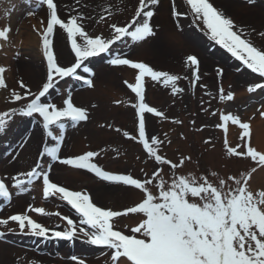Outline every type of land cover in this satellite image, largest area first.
Here are the masks:
<instances>
[{
	"label": "snow or ice",
	"instance_id": "snow-or-ice-1",
	"mask_svg": "<svg viewBox=\"0 0 264 264\" xmlns=\"http://www.w3.org/2000/svg\"><path fill=\"white\" fill-rule=\"evenodd\" d=\"M254 2L249 0V3ZM160 3L161 0H137L130 19L122 24L112 20L114 13L112 5H109L97 20V23L107 24L110 30L105 36L103 32L93 35L86 31L84 20L91 17H85L83 12L62 18L57 0H39L45 18L40 21L41 28L33 25V29L40 38L45 78L37 92H33L23 79L17 81L19 91L15 88L9 90V100L21 104L0 111V134H6L16 117H30L38 121L47 142L42 144L34 164L28 170L19 171L16 176L9 177L8 182L0 177V197L11 202L13 192L10 185L19 195L30 192L38 182L44 199L56 198L65 202L77 214L79 221L59 211L50 213L42 206L30 204L24 212L0 217V225L6 226L7 232L18 230L45 239L68 241L76 238L79 231L88 243L110 250L111 264H264V186L257 188L252 184L254 174L258 170L264 171V149L253 144L251 121L256 113L242 119L232 111L222 112L215 125L223 130L225 155L249 159L255 162V167L226 177L217 171L202 175L192 171L178 172L192 158L190 155L169 158L163 153L164 146L171 144V140H167V133L164 138L149 133L148 114L161 120H167L168 116L146 102V79L162 84L176 95L184 92L179 87L181 79L189 77L157 70L149 63L114 49L118 42L130 39L139 43L155 37L152 19ZM186 8L187 11L182 13L176 8L175 0H171L170 14L177 18L182 14H190L193 22L202 23L206 34L213 41L241 61L247 69L259 74L260 82L249 84L247 92L257 94L259 90L264 93V47L257 46L252 39L251 33L256 30L251 29L246 33L212 0H186ZM116 11L122 9L117 8ZM8 15H11L10 11ZM28 15L34 13L29 11ZM58 29L66 34L70 42L73 62L68 65L58 62L54 49L53 37ZM15 31L18 32V29ZM13 32L10 23L0 26V50L16 46ZM257 35L264 38V31ZM101 54H109L108 65L127 67L134 71V80H124L123 83L134 94L131 107L136 126L133 132L120 128L115 131L122 132L123 137L142 146L147 157L157 165L151 173L141 169L143 176L138 177L130 172L106 170L95 162L101 154L98 151L62 154L69 125L75 128L81 122L89 121V109L75 104L71 91L66 93L60 106L47 101V96L65 78H75L87 87L94 88L95 72L86 62ZM199 63L196 56L187 57V64L194 67L191 79L193 87L200 81ZM7 71V66L0 65V89L9 88ZM217 74L222 76L223 69H218ZM218 93L221 102L235 99V93H225L223 86L219 87ZM257 113L264 119V104L260 105ZM175 123L182 122L176 120ZM230 125L236 126L238 130L240 142L235 146L228 139ZM107 127L113 126L109 124ZM30 139V135L23 138L19 147L23 149ZM204 143L211 144V138ZM18 155L17 152L12 159L15 160ZM57 163L74 170H86L109 184L126 187L134 198L119 210L98 206L87 191L72 190L54 182L52 171ZM164 166L171 170L168 179L163 175ZM29 213L37 216L55 214L68 227L66 230L50 229ZM130 216L136 219L134 226H125L128 228L126 234L124 229L117 227L116 220ZM10 222H14L17 227H7ZM5 235V231H0V239ZM72 260L86 264L84 259L76 256Z\"/></svg>",
	"mask_w": 264,
	"mask_h": 264
},
{
	"label": "rangeland",
	"instance_id": "rangeland-1",
	"mask_svg": "<svg viewBox=\"0 0 264 264\" xmlns=\"http://www.w3.org/2000/svg\"><path fill=\"white\" fill-rule=\"evenodd\" d=\"M57 2L58 11L62 18L76 14V12H83L85 17H91V19L84 20L86 31H89L93 35L103 32L107 36L110 31L107 24L97 23L99 15L104 14L103 10L112 5L114 13L112 20L122 24L130 19L137 0H79V3H77V0H57ZM212 2L215 6L223 9L235 21L236 25L244 29L246 33L250 32L251 29H255L256 32L251 33L252 39L257 46L264 47V38H260L257 35L260 31H264V0H255L254 3H249V0H212ZM175 5L182 13L187 11L186 0H175ZM1 6L3 7L2 0H0ZM117 8L122 9V11H116ZM170 8L171 0H161L160 5L156 9V15L152 19L156 36L149 38L151 39L149 42L147 40L146 42L134 43L129 39L124 42H118L114 46L115 51L122 52L130 57L137 56L139 53L141 55L144 54L149 62L159 65V70L168 71L169 68H175V65L181 63V71L179 73L174 72L173 74L189 77V79H181L179 87L183 88L184 92L176 95L172 94L170 89L164 88L162 84L150 80L147 81L146 102L158 107L168 116L167 120H161L148 114V131L161 138H164V134L167 133V140H171V144L164 146L163 153L169 158L176 159L180 155L191 156V161L186 162L184 167L179 169L178 172L187 173L192 171L197 175H202L208 174L211 171H217L220 175L226 177L227 175L248 171L252 167H255V162L249 159L227 157L223 147V130L216 128L215 125L219 122L220 114L230 108L233 110L232 112L239 114L242 119H247L256 113L255 118L251 121L253 123L259 117L257 109L260 108L261 104H264V93H260L258 90L257 94L248 93L237 100L234 99L232 102H221L218 99V90L222 86L219 85V82L226 83V81L222 76L219 80L217 72L220 68L223 69V72L229 68L235 70L233 73L234 79L232 81L228 80V83H226L227 85L224 88L225 93L228 91L234 92L239 87L245 91L249 84L260 82L261 78L259 74L252 71L251 73L245 69H240L236 72L237 68L243 67L234 61L235 57L231 53H228L226 49L206 34L202 23L193 22L190 14H182L178 18L174 17L170 14ZM40 10H43V7L39 6V2L35 0L27 2L23 7V11L26 13L29 11L37 13ZM23 17L24 14L16 13L15 22L18 28L22 26L21 21ZM44 18L45 12L42 19ZM27 28L31 31L33 26L30 25ZM170 30H174L184 36L186 43L180 44L172 41L169 37ZM22 37L24 38V35ZM53 39L55 51L58 50L61 53V56L57 53L58 62L62 65H68L73 62V53L70 51V42L67 40L66 34L58 29ZM14 43L16 46L9 47L7 53L4 49L0 50V64L7 66L8 71H12L13 69L15 72L12 79L11 76L9 78L6 75L9 88L0 89V111L20 106L21 102L12 103L9 100L10 89L15 88L18 91L20 90L19 85L15 87V83L20 80L19 78L25 77L32 86L31 90L33 92L39 90V86L45 78L43 56L34 55L33 51L29 50V48L25 49L18 37L14 39ZM189 55L196 56L199 62L203 63V68L201 64L199 65L200 81L197 82L195 87L191 84L194 67L187 64V57ZM108 59L109 54H103L90 58V61L86 63L88 67L93 66L97 70L98 68L101 69L108 66L106 69L114 75L117 89L122 88L125 93L118 94L116 98H113L101 93L99 90L88 92L87 100L81 102L86 103L90 119L89 121L80 123L75 128L69 125L66 142L83 140L86 148L101 152L95 162L105 169L109 170L110 164H115V166L118 164L116 171L130 172L140 177L143 176L141 169L151 173L157 165L147 157L141 145L123 137L122 132L115 131L116 128H120L122 131L133 132L136 126L134 110L131 107V103L134 102V94L130 90L128 91L123 83V73L118 70L120 67L108 65ZM29 68L36 70L34 77H31V74L25 76L24 73ZM80 72H82V69ZM170 72L172 73V71ZM65 79H70L72 86H74L71 78ZM100 79L105 82V79ZM212 79L214 83L211 81ZM61 82L63 80L59 81L58 85ZM81 83L83 82L81 81ZM58 85L56 89L50 90L47 101L52 102L60 99L61 85ZM152 93L155 96L154 100L150 99V94ZM115 95H117V92H115ZM117 101L120 103H117ZM255 105L257 106L253 113L249 115L245 114L250 107ZM213 112L216 114L212 115ZM98 117L99 119H97ZM176 120L182 123H175ZM109 124L113 127H107ZM29 135L31 139L27 145L30 151H24L22 156L25 159L21 158L18 160L20 161V165H18L16 171H12L14 172L12 175L8 174L9 176L13 177L19 171L28 170L30 166H22V161L24 160L26 163L32 161L33 163L37 158V153L41 150L42 144L47 141L38 121L30 117H16L10 124L6 134H0L1 144H6V146L0 147L2 156L13 154L11 152L8 153L11 145L19 140L21 142L23 138ZM235 135V139L239 143L238 132ZM209 138H211V144L204 143ZM230 143L233 146L237 144L232 141ZM212 145L215 147L213 148ZM70 151V148H65L62 154H68ZM67 171V166L55 164L52 171L54 182L77 189L81 187L79 185L82 184L80 178L75 182L70 177H65V172ZM170 174L171 170L167 166H164V178L168 179ZM86 176L88 177V175ZM89 180H91V183H87L81 188L83 191L86 188L88 189L86 191L90 193L93 202L98 206L112 207L114 210H119L125 205L123 201H128V204L133 199L132 196L127 195L128 191L126 187L109 185L103 182L99 183L98 181L95 183V179ZM155 183L156 181H154ZM252 184L257 188L264 186V174L259 179H253ZM10 190L13 192L11 202L0 197V209H11L19 200H22L23 205L9 212V215L24 212L28 205L31 204L34 207H44L46 212L55 213L59 211L62 215H68L74 221H79L77 214L65 202L56 198L44 199L38 182L28 193L17 195L16 190L11 188V185ZM153 190L155 191V188ZM29 214L32 215L33 213ZM8 216H4L3 218ZM36 219L50 229L66 230L68 227L66 222L55 214L39 215V218ZM135 219L136 217L132 216L120 218L116 220V225L118 228L124 229L127 234L128 228L125 226H134ZM7 227L16 228L17 226L14 222H10ZM0 231L6 232L5 237L0 239V264H72V257H77L76 253L70 249L73 243H75L72 242L75 238L71 242L61 239H45L33 236L27 232L21 233L18 230L7 232L6 226L2 225H0ZM76 238L87 240L79 231ZM100 251L97 249L94 252L96 259L99 258ZM104 251L107 254V258L110 259V250L105 248ZM93 263L95 262L93 261Z\"/></svg>",
	"mask_w": 264,
	"mask_h": 264
},
{
	"label": "bare ground",
	"instance_id": "bare-ground-1",
	"mask_svg": "<svg viewBox=\"0 0 264 264\" xmlns=\"http://www.w3.org/2000/svg\"><path fill=\"white\" fill-rule=\"evenodd\" d=\"M166 4H167V2H166ZM15 10H16L15 6L9 5V9L4 12L5 16H8V17H12L13 16L12 20H13V24L14 25L16 24V22H15V16H16ZM9 11L11 12L10 16L8 15ZM43 15H44V11L41 13L40 16H43ZM30 18H32V17H30ZM32 20H34V19L32 18ZM36 24H38V23L36 22ZM28 26H30V24H28L26 22L23 23V26L21 27V30H20V32L18 34V39L22 38L23 39L22 43H23L24 48L25 49L29 48V50L33 51L34 55L38 56V55H40L39 54V52H40L39 51L40 38H39L38 33L35 34L33 31H29V29L27 28ZM22 35H24L25 39L22 37ZM169 37H170V39H172V41L178 42L180 44H185L186 43L185 37L180 35V34H178L174 30H170ZM150 40L151 39H148V42ZM56 53H59V55L61 56V53L58 50L56 51ZM132 58H135L137 60L149 63L151 66L155 67V69L159 70V65H155V64L149 62V60L147 59V57L144 54L141 55V53H139V55H137V56L135 55ZM200 64H201V67L203 68V63H199V65ZM175 66H176L175 68L174 67L169 68L168 71L169 72L173 71V73L174 72L175 73H179L181 71V68H182L181 63L179 65H175ZM240 69H242V68H237L236 72H238ZM106 71L102 70L99 73L97 72L95 74V76H94V85L95 86H94V88H90L91 90H89L88 87H87L84 90H80V91H78L76 93H72L73 101H77V102L82 101V99L83 100L85 99L86 94L89 91H95V90H99L101 93H104V94H106L108 96H111L113 98H116L118 96V94L125 93V92H123L122 88H118L117 89L116 82H114V78H115L114 75L109 73L108 70H106ZM119 71H121L123 73V78L125 80H129V81L130 80H134V71L132 72V71H130L127 68H121ZM234 72H235V70L231 69V68H229V69H227L226 71L223 72L222 77L226 81V83H228V80L232 81L234 79V74H233ZM14 73L15 72L12 69V71H7L6 75L9 78L11 76V79H12L13 76H14ZM101 73H103V74L101 75ZM131 73H132V75H131ZM24 74H25V76H28L29 74H31V77H34L35 74H36V70H34L32 68H29L27 70V72L24 73ZM220 77L221 76H219V80H220ZM100 78L105 79V82L101 81ZM211 81H213V83H214L213 79ZM146 82H147V79H146ZM226 83L219 82V85H222L225 88V86L227 85ZM17 86H18V84L15 83V87H17ZM115 92H117V95H115ZM234 93L236 94L235 100H237V99L241 98L242 96L248 94L247 90L244 91V90L241 89V87H239L237 90L235 89ZM154 98H155L154 94L153 93L150 94V99L154 100ZM256 106L257 105H255L253 107H250V109L245 114L249 115V114L253 113ZM227 111H233V110L231 108L227 109V110H225V113ZM97 119H99V117ZM251 129H252V133H253V144L255 146H257L258 148L264 149V121L261 118H256L254 120V122L251 123ZM236 132H238L237 128L235 126L230 125L229 126V134H228L229 141L234 139V136H235ZM236 141H237V139H235V142ZM69 145L71 146L70 147V149H71L70 153H72V154H76V153H80L82 151L88 150L85 147L83 140L69 142ZM28 150L30 151V149H28ZM16 162L12 163L11 165H9V164L7 165L6 162H0V176L3 177L2 176L3 172H5V173L7 172L8 173V172L16 171L17 168H18V166L15 167ZM18 165H20V164H18ZM109 167L113 171H115L116 168H117L113 164H110ZM23 168H25V167H23ZM65 174L67 176L71 177V179L75 178V179L78 180V178L81 179L83 177L82 174H84V173H82L79 170L69 169L67 172H65ZM263 174H264V171H259L258 170L257 173H255V175H254V179L261 178ZM89 178L94 180L93 177H89ZM89 178L85 177L83 181L86 182V183H91V180H89ZM97 181L98 180H96L94 182L97 183ZM84 182L82 184L83 187L85 185ZM99 182H101V181H99ZM78 188H81V187H78ZM79 190H81V189H79ZM128 194L131 195L129 192H128ZM22 205H23L22 201H19L17 203V205H13L12 206L11 210H16V209L20 208ZM35 218H39V216L35 215Z\"/></svg>",
	"mask_w": 264,
	"mask_h": 264
}]
</instances>
